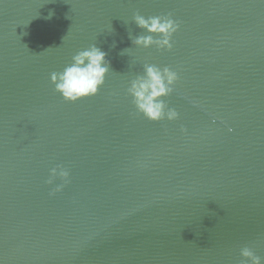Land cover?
I'll return each instance as SVG.
<instances>
[{"label": "water", "instance_id": "95a60500", "mask_svg": "<svg viewBox=\"0 0 264 264\" xmlns=\"http://www.w3.org/2000/svg\"><path fill=\"white\" fill-rule=\"evenodd\" d=\"M137 13L171 14V50L132 42ZM92 43L105 83L66 101L50 74ZM145 63L179 74L178 119L137 112ZM244 246L264 257V0H0V264H240Z\"/></svg>", "mask_w": 264, "mask_h": 264}, {"label": "clouds", "instance_id": "9594fccd", "mask_svg": "<svg viewBox=\"0 0 264 264\" xmlns=\"http://www.w3.org/2000/svg\"><path fill=\"white\" fill-rule=\"evenodd\" d=\"M49 15L51 16L52 13ZM133 19L136 25L147 33L135 36L132 39L135 45L144 48L155 46L157 49H172V36L180 25L171 17V14L146 18L137 13ZM106 56L107 53L95 43L78 51L63 71H54L50 74L55 90L64 100L71 102L96 95L105 83L106 74L110 71V61L106 59ZM178 79L177 71L168 66L161 68L155 64L145 63L143 73L136 75L129 82L127 93L132 97L137 112L142 113L147 119L176 120L179 117L178 111L174 107H169L162 97H167L173 92V86ZM181 130L187 131L183 127ZM228 130L233 131L231 128ZM69 175V170L63 165H56L50 169L47 183L52 184L57 177L62 181L52 189L50 195L61 191L69 183ZM240 256L244 258L240 264H264V257L257 255L249 246L240 248Z\"/></svg>", "mask_w": 264, "mask_h": 264}]
</instances>
